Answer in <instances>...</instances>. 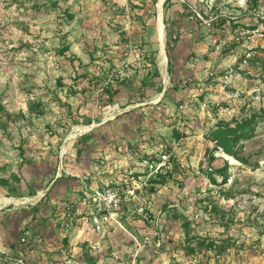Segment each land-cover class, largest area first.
Here are the masks:
<instances>
[{"label":"rangeland","instance_id":"1","mask_svg":"<svg viewBox=\"0 0 264 264\" xmlns=\"http://www.w3.org/2000/svg\"><path fill=\"white\" fill-rule=\"evenodd\" d=\"M162 1L0 0V246L29 230L23 247H61L45 224L59 185L144 175L83 264H264V0ZM254 114L244 161L222 155L211 131ZM163 154L164 172L141 173ZM227 238L221 255L198 250Z\"/></svg>","mask_w":264,"mask_h":264},{"label":"built area","instance_id":"2","mask_svg":"<svg viewBox=\"0 0 264 264\" xmlns=\"http://www.w3.org/2000/svg\"><path fill=\"white\" fill-rule=\"evenodd\" d=\"M222 154V153H221ZM169 164V156L163 154L158 160L144 161L142 166L148 177L164 172ZM145 176H139L131 182L123 180L121 183H106L104 187H91L84 180L81 182L78 192L79 201H64L50 222L58 224L61 228H78L84 234L106 232L108 227L123 228L121 223V211L124 205L129 204L142 190V182ZM81 205V206H80ZM143 210V208H141ZM32 238V232L26 231L21 238L23 245Z\"/></svg>","mask_w":264,"mask_h":264},{"label":"crops","instance_id":"3","mask_svg":"<svg viewBox=\"0 0 264 264\" xmlns=\"http://www.w3.org/2000/svg\"><path fill=\"white\" fill-rule=\"evenodd\" d=\"M80 181H74L71 184L59 185V190L56 193L57 199L52 198L50 205L51 214L46 218V225L51 232L61 236V247L49 244L48 247H23L22 245H2L0 246V264H83V246L90 245L94 249L96 245H92V239L96 235L84 234L78 228L62 229L60 222L58 224L50 222V219L55 216L64 201L78 200L81 193L78 192L81 186ZM94 186V185H93ZM81 206V205H80ZM53 234V233H52ZM55 236V237H56Z\"/></svg>","mask_w":264,"mask_h":264},{"label":"trees","instance_id":"4","mask_svg":"<svg viewBox=\"0 0 264 264\" xmlns=\"http://www.w3.org/2000/svg\"><path fill=\"white\" fill-rule=\"evenodd\" d=\"M169 0L166 1V3ZM257 2V0H255V3ZM192 13V12H191ZM221 20V25L224 24L227 20L225 19H219ZM215 22V21H213ZM166 28H168V25L166 23ZM177 40V39H176ZM171 70V63H169V73ZM119 93V91H115L112 93L111 97H114L115 95H117ZM243 138V139H249L250 135L248 136H242L239 135V137H237L236 142H239V140ZM215 159V157L213 155H211V161H213ZM229 164L227 163V161H224L223 164L220 167H216L214 169V173L218 174L219 176L222 177L223 182H227V179L229 178ZM215 182V179H212ZM50 192V191H49ZM48 192V193H49ZM47 196V195H46ZM205 211L209 214L210 217H212L213 219L216 218L219 222H221L222 226L226 227V230L229 232L230 231V225H234V220L233 218H231L228 213H225V211L219 206L216 205V203L212 202L211 204H206L205 206ZM190 221H185L183 222V227L186 228L187 230V235H190ZM222 243H217V241H215L214 239H212L208 244H205L204 241L202 242H198V250L199 251H212L214 250H218V255L223 254L227 249L234 247L235 245H233L232 239L231 238H227L221 241ZM196 252V248L194 247H189L187 248V254H194ZM220 264V263H219Z\"/></svg>","mask_w":264,"mask_h":264},{"label":"water","instance_id":"5","mask_svg":"<svg viewBox=\"0 0 264 264\" xmlns=\"http://www.w3.org/2000/svg\"><path fill=\"white\" fill-rule=\"evenodd\" d=\"M165 1L166 0H163L162 2L164 3ZM162 22H163V17H162ZM163 26L165 28L164 22H163ZM166 63H168V61ZM167 76H168V72L166 69L164 77H163L164 89L162 92V96L164 95L166 91V86L168 84V82L166 81ZM260 117H261L260 115L254 114L250 118H248L246 121L239 122L234 127H229V128L216 127L215 129H213L211 131V138H213L219 145L222 155L233 158L235 161H238V162L244 161V158L240 157L236 150V145H237L236 139L237 137H239V135H242V136L252 135L255 131V125L257 121L260 119ZM57 178H59V175ZM49 191H50V188L44 191L42 193L43 196H45Z\"/></svg>","mask_w":264,"mask_h":264},{"label":"bare ground","instance_id":"6","mask_svg":"<svg viewBox=\"0 0 264 264\" xmlns=\"http://www.w3.org/2000/svg\"><path fill=\"white\" fill-rule=\"evenodd\" d=\"M159 12H160V17H159V25H158V32L159 34L161 35L162 37V46L164 47V29H163V22H162V10H161V4L159 5ZM162 57H163V63H164V66H166V61H167V55H166V52H163L162 53Z\"/></svg>","mask_w":264,"mask_h":264}]
</instances>
